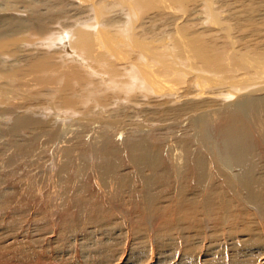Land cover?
Wrapping results in <instances>:
<instances>
[{
  "label": "bare ground",
  "instance_id": "6f19581e",
  "mask_svg": "<svg viewBox=\"0 0 264 264\" xmlns=\"http://www.w3.org/2000/svg\"><path fill=\"white\" fill-rule=\"evenodd\" d=\"M27 1L31 2L9 1L16 12L7 17L0 15V23L10 26V30L0 32L1 38L12 32L11 35L16 37L11 41H29L34 38L31 35L34 34L33 30L48 27L58 13L65 17L70 11L68 4L78 0H44L48 5L39 3L41 7L36 2L37 7H27ZM104 1H107L105 4L110 2ZM111 1L118 2L116 6L119 10L121 7L128 8V14H131V21L127 25L129 32L122 30L123 26L112 28L114 21L107 19L111 11L105 8V4L94 3L95 0L91 2L94 17L91 23L74 30L77 47L94 61L86 60L80 53L82 51L78 50L72 54L69 52V60L56 62L54 56H49L52 52L42 49L21 57L12 74L8 67L0 68V89L10 94L13 100L21 101L13 107L12 124L0 130V137L8 141L0 146L4 148L2 155L7 157L4 167H13L12 175H20L21 170L27 167L22 175H30L31 180L25 182L23 187L38 183L45 189L51 188L55 207H63L68 217H83L94 229L96 224L107 225L103 220L107 219L104 217H108L107 211L112 208L111 211H118L119 217L121 214L125 221L129 213L137 214L130 217L131 220L127 218L128 226L136 228L134 222L145 219L147 230H152L153 225L165 216L161 202L172 191L177 196L173 208L186 211L185 217L190 219L199 214L207 222L217 216L218 224L223 221L232 223L233 220L236 223L238 207L264 211V0H234L238 11H231L227 7V16L220 15L222 12L217 14L211 0ZM199 1L197 6L205 5L211 21L205 29H189L183 22L176 21L169 35L165 29L157 31L158 24L149 25L152 22L160 24L158 18L163 19L168 15L166 12L169 17L180 6L181 12L175 16L182 15L180 20H183L190 13L188 10ZM226 1L228 3L229 0ZM87 5L90 4L87 2ZM133 5L139 7L140 11L136 7L133 11ZM250 8L254 10L250 12ZM22 10L25 13H21ZM140 19L146 20L143 30L139 28ZM207 30H211L209 34ZM212 30L219 32L220 36L217 37ZM60 39L66 43L67 38L63 36ZM221 43L225 44L222 49L218 47ZM5 44L8 43L0 41V48ZM60 49L57 52L62 57L65 51ZM79 65L87 74L94 76L92 79L88 77L92 85L97 83L88 86L91 87L88 90V93L91 92L87 98L89 101L91 94L114 89L116 85H120V90L125 92L119 95L123 98L129 94L128 98L131 95L138 98L143 92L153 100L148 99L151 106H141L139 110L150 116L163 114L160 120L155 119L164 125L151 120L135 122L130 119L128 125L118 121L120 124L116 126L117 120L109 122L103 116L94 120L92 112L101 109L98 103L91 105L92 108L86 107V103L83 106L86 108L84 114L77 118L71 115L69 122L63 119L52 123L53 119L51 123H46L36 105H30L31 97L36 98L43 91H49L54 96L53 103L70 104L69 98L77 93L73 79L80 78L83 73ZM105 67L108 68L107 74ZM85 89L79 91L86 94ZM4 92L0 91V95H5L6 101L13 102ZM63 116L66 117V114ZM50 144H55V147L52 149ZM21 160L25 167L20 169L18 163ZM72 168L75 173H72ZM35 174L42 175L38 181ZM87 174L89 178L85 183L89 189L80 188L79 193L72 183L77 182L75 178H78L85 184L83 176ZM5 182L8 181H0L2 201L8 195L7 187H2ZM17 183H11L8 188L18 195ZM92 191L97 192L96 198ZM72 195L76 196L77 205L73 208H77V212L67 209L71 205ZM225 206V210H222ZM144 208L147 212H144ZM242 210L245 211H238ZM5 213L0 211V217L3 218ZM115 217L110 220L115 221ZM181 218L185 219L183 216ZM164 219L172 222V218ZM136 230L132 229L137 234L141 232ZM161 236L164 237L163 234ZM35 264L53 263L41 259Z\"/></svg>",
  "mask_w": 264,
  "mask_h": 264
},
{
  "label": "rangeland",
  "instance_id": "374dc122",
  "mask_svg": "<svg viewBox=\"0 0 264 264\" xmlns=\"http://www.w3.org/2000/svg\"><path fill=\"white\" fill-rule=\"evenodd\" d=\"M9 1L12 2L13 0L12 1L0 0V9H1L0 15L4 17H7L8 15L16 12L15 8L10 6ZM30 1L31 2L27 1L28 2L26 3L27 7L28 5L37 7V5L35 6V2L36 4L43 3L42 6L48 5L44 0H38V1L30 0ZM53 1H58V0H53ZM89 1L78 0L74 4L71 5L68 4L67 8L70 10L69 11L70 13L68 12L65 17L64 16L61 17V15L58 13V16H55L52 19V21L49 23L48 25L49 28L44 27L41 30L38 29L33 30L34 34L31 33V35H33L32 37L34 38H30L29 41L27 39H25L24 41L21 40L20 42L17 43H15V41L13 40L11 41L10 40L11 38L13 39V37H16V35L14 36L11 35L12 32L8 33L9 36L7 34L5 38L0 37L1 42L5 41L8 43L5 44L2 48H0V68L8 67L12 74L14 73L15 64L19 63L21 57H24L28 53L30 54L36 53L38 50H42V49H44V51L48 50L47 52H52L49 53V56L51 57L54 56L55 57L54 60L56 62H63V60L65 61L69 60L68 54H70L69 53L70 51L71 54L72 52H76L78 50L82 51V49H79L77 47L78 45L75 42L77 36L76 34H74V30L76 27L77 28L86 27L87 24L89 25L91 23V20H93L94 17L91 10L92 9L91 5L93 3V0H89ZM109 1H110L109 3L105 4V2L107 1L95 0L94 3L105 4V6H107L105 8L111 11L107 16V19H111L114 21L112 28L113 27L121 28L123 26L122 30L128 31L129 22L131 21V16H130L131 14H128V10H127L128 8L121 7L119 10V8L117 9L118 2L115 1L114 3L111 0ZM130 1L133 2L134 0H130ZM220 1L221 0H211L212 3L211 6H213L214 10H216L217 14H220L222 12L223 14L221 13L220 15L227 16L226 14L227 7L231 11H238L237 4L234 3V0L233 2H230L231 0H229L228 3L226 0L224 1L222 0L221 3H219ZM87 2L90 5H87ZM111 2H113L114 4L112 5ZM200 2L201 1L197 2L195 6L193 5L194 7L192 6L191 10H188L190 11V13L187 14V18H185L186 17L185 15L183 20H180L182 15L175 16L177 12H181L180 11L181 6H180V8H177L176 11L172 13V15H170L169 17H168L169 13L166 12L168 15L164 16V18L162 17L163 19H160L161 17L158 18L159 21L161 20L160 24L158 22L156 23L152 22L149 23V25L158 24L159 29H157V31L160 32L165 29L164 31L167 32V34L169 35L172 34L173 31L172 29L175 26L173 23H175L176 21L177 23L183 22L182 24H185L189 29H194V28L205 29L211 24V21L209 22L210 18H209V14L207 13L206 7H204L205 5L197 6L198 4H200ZM223 3L226 5L225 7L223 6L224 5ZM259 3L260 2H258V5ZM41 4H39L38 6L41 7ZM134 7L136 6L133 5V9L132 7L130 9L134 11L135 9ZM12 8L13 10H11ZM136 9L140 11L139 7L138 8L136 7ZM253 10H254L253 8L249 9L250 12H252ZM23 12L24 11L22 10L21 13ZM242 14L248 15L245 12H243ZM4 20H7V22H9V20L6 18H4ZM140 20L141 21H138L140 22L139 28L140 30H143V27L146 28V24H145L146 20L145 19H140ZM161 23H163V25ZM3 24L4 23H0V26L3 27V28L0 27V32H3V30L4 31L10 30L9 25L3 26ZM210 31L211 30H207V34H209ZM212 31L214 32V33L212 32L213 34H217L216 35L217 37L220 36L218 35L219 32H216L215 30ZM61 32L64 38H67L65 39L66 40L65 44L63 40L60 39L61 37H63ZM24 34L25 33H23L22 35ZM5 46L7 47L4 49ZM223 46H225L224 43L218 45V47L221 49ZM56 48L58 50L60 48L62 50L64 49L63 52L64 51L65 52L62 54L64 55L66 54V56L64 57L63 55L62 57H60L59 55L60 53L57 52ZM53 52H55L57 55L55 53L53 55ZM80 53L84 55L86 60L89 59L88 61H94L91 57L87 56L86 53H84V51ZM20 63H22V61H20ZM73 64H78V63H73ZM105 68H106L105 69L106 74L109 73L107 70L108 68L107 67ZM80 69L83 71L84 75H82L83 74L82 73L81 74L82 77L80 76V78L76 77L73 79V84L77 88L76 89L77 93L74 95L73 98H71L72 100L69 98L70 104L66 103V105L65 104L60 105L58 104V102H56L57 104L53 103L54 96L51 93H49V91L47 92L43 91V93L40 94L39 97L37 96L36 98L33 96L31 97L32 100L30 99L31 100L30 105H36L35 108L39 109L40 117L44 119L46 123H51L50 121H52L53 119L54 122L52 121V123H56L57 120L62 121L63 119L69 122L71 121L70 119L71 115H73L74 117L76 116L75 118L80 117L81 114H84L83 111L86 110V108L83 107L86 106L85 105L86 103H87L86 107L88 106L91 107V105L95 106L98 103V105L100 106L99 108H101L100 109L101 111L98 109L97 112V109H95L96 111L94 110L92 112L93 119L95 118L97 120V118H101V116H103L105 118H108L109 122L113 120L114 121L117 120L116 124H114L116 126L120 124V122L118 121H122L123 122L121 123L122 125L123 124L128 125L130 123L129 122L130 119L136 120L135 122L139 121L140 119H143L144 121L148 120L149 122L151 121L156 122L160 116H161L160 118H163L162 116L163 114L159 113L156 116L155 115L150 116L147 112L144 113V111L139 110L142 108L141 106H151L148 103V99L149 100L152 99L150 98L151 96L146 95L142 92L138 95V98L136 97L137 99L133 97L136 100L132 98V95L131 98L130 97L128 98L130 94L126 96V98H123L124 96L122 97L119 96V95H123V93L125 94L124 91L122 92L123 90L122 88H121L122 90H120L121 87L120 85L115 86L116 90L114 87V89H109L106 90L105 92L97 93L96 95L91 94L92 97L90 99L92 101L91 100L89 101V99L87 98L89 97L91 92L88 93V90H91V87L88 86L89 85L94 86L97 83L94 82L96 84L92 85L91 79L94 78V76L92 74L90 75L87 74L84 71L83 67H80ZM88 77L91 79L89 80ZM81 81L83 82V84H81ZM89 82H91V84H89ZM84 88H86L85 90H87L86 94L81 92ZM6 89H8V87ZM79 89L81 91H79ZM0 91L4 92L1 89ZM79 92H81V94ZM4 93L13 102L6 101V96L0 95V130H4L5 128H7L8 125L12 124L13 114L15 113L13 112V107L15 108V106L17 104L19 105V103L21 102V101L13 100V97L10 94L6 92ZM101 93L102 94L104 93L103 96L101 95ZM121 99H123L125 103H122ZM126 99H128V101H126ZM23 100L27 101V99H23ZM61 106L63 107L61 108ZM56 109L59 111H57ZM52 111H54V113ZM65 114L66 117L63 116ZM74 117L73 119H75ZM148 117L149 119H147ZM74 121L77 123H81L79 120H74ZM158 123L162 124V126L164 125L162 121L156 122V124ZM2 142L8 143L7 139H4V137L3 138L0 137V146ZM49 146L52 148L55 147V144L54 145L50 144ZM3 150L4 148H0V181H8L9 183L5 182L4 183L5 187L2 184V187L4 189H6L7 187L6 190L8 192L7 199L5 198L6 200H4L5 204L4 201L0 200L1 202L0 211H2V213L7 212V214L6 213L4 214L5 216L3 215L5 218L4 217L1 218L2 216L0 217V260L2 264H35L38 260L40 261L41 259H45L46 261L51 262L53 264H89V262H92V264L93 263L94 264H263L264 263V211L260 209L253 210V209L238 207L236 209L238 210L244 209L245 211L242 210L243 212L242 213L241 211L237 210L239 214L237 222L235 221L236 223H234V220L231 221L232 223L223 221L219 223L221 224L220 226L218 224L219 218L217 221V216H214L213 218L210 219V221L207 222L204 220L203 218L204 216L200 217L199 214H197V216L194 217L193 219H190L189 217H185L186 214L184 213H186V211L175 210L173 208V204L176 203L175 201L177 200V196L174 195V192L172 190H169L168 192L172 191V193L166 195L165 198L162 200L163 203L161 202V207H162L161 210L164 211L165 209L166 217L164 216L163 219L162 218L160 219L161 222L159 221V223L157 222L156 225H153L154 226V229H152L153 231L149 229L147 230V227L144 225L145 219H141V221L134 220L136 221L134 222V226L137 228V230H141V232L138 231L139 232L138 234L135 233L134 231H132V229L135 230L136 228L128 226L129 224L127 225L128 222L127 218L129 217L130 219V217H134L137 214L133 212L129 213L125 221V218L122 219L121 214L119 217L118 211L114 212V209L113 211H111L112 208L107 211L108 217H104L107 219L103 220L106 222L107 225L98 226V224H96V229H97L96 230L94 229L93 225L88 220H85L83 217H68L66 215V212L63 210L64 209L63 207L62 208L55 207L54 206L55 204L52 201L53 194H51L52 192L51 188L45 189L44 187H41L42 186L41 184L38 185V183H33V184L30 183L27 184L26 187H23V185L26 184L25 182H29L31 180L30 175H26V174L22 175L23 171L27 167L23 165L21 160L20 162L22 164L18 163L19 168L20 169L23 167L25 168L21 170L22 172H20V175L19 174L12 175L13 167H7V166L4 167L5 160H7V157L5 155H2ZM45 155L47 158V153ZM36 165L38 164L36 163ZM36 165L34 164L33 166H35L36 168L37 167ZM51 168L53 167L51 166ZM72 171H74L72 173H75L74 168H72ZM53 173L55 174V172ZM54 174H51V176ZM71 175L73 176L74 174ZM41 176H42L41 174H35V178L37 179V181ZM88 178H89V174L83 176L84 183L85 181H87L86 179ZM75 179L78 181L77 182L73 181L72 185L74 184L73 185L74 188L75 186L77 187L75 188L77 192H79L78 189L80 188L85 189L87 186H89L87 185V183L83 184L81 179L78 178ZM16 181H19L20 183L19 182L17 183ZM16 183L19 189L18 195L15 192V190L13 191L12 189H9L11 185ZM21 186L22 188L20 190ZM88 189L89 188L87 187L86 190ZM93 193H95V198H96L97 192H93ZM11 194L13 197L11 196ZM75 197L73 195L71 196L72 202L69 201L71 202V205H69L67 209L70 208L74 212H77L78 209L73 208L75 205H77ZM23 198H26L24 199L25 202L23 201ZM7 200H10V202H7ZM66 201L68 202V199ZM49 208L51 209V211ZM225 208L226 206L222 210H225ZM168 211L170 214L168 213ZM12 212L13 213L15 212L16 214L15 213L11 214ZM144 212H147V209L144 208ZM179 212L184 215H181ZM182 216L186 220L181 218ZM114 217H115V221H113V219L110 220L111 218ZM169 217L172 218V220ZM164 218L170 219L172 222H166L167 220H165ZM76 219H78L79 221H77ZM164 220L165 222L163 224ZM183 221L185 223H180ZM189 221H191L192 223ZM139 223H141L142 225H140ZM232 227L234 230L232 229ZM162 234L164 237L161 236Z\"/></svg>",
  "mask_w": 264,
  "mask_h": 264
}]
</instances>
